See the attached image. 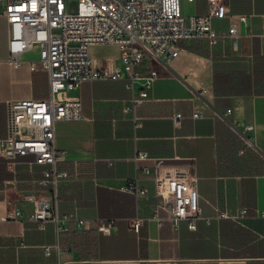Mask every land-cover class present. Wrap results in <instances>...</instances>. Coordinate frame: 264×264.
Returning a JSON list of instances; mask_svg holds the SVG:
<instances>
[{
    "label": "crops",
    "instance_id": "0c3cea01",
    "mask_svg": "<svg viewBox=\"0 0 264 264\" xmlns=\"http://www.w3.org/2000/svg\"><path fill=\"white\" fill-rule=\"evenodd\" d=\"M181 7L189 18L206 12L208 0H181ZM212 24H236L237 42L181 39L178 54L167 67L157 64L149 94L130 110L126 78L84 80L68 90L81 99L83 117L55 121L54 143L63 150L57 166L70 173L57 185V209L84 223L40 224L26 195L45 194L44 164L32 152L11 163L0 154V264H264V0H229L227 13L214 15ZM7 37L2 10L0 137L7 133V100L50 93L46 69L29 64L36 49L15 63ZM101 47L116 53L101 56ZM89 53L100 66L119 63L116 44H91ZM149 65L145 57L138 67L146 72ZM196 108L202 116L192 115ZM137 149L147 156L136 160ZM175 170L196 176L203 216L194 228L186 218L174 223L163 207L154 214L161 200L156 174ZM134 177L145 194L122 188ZM103 219L112 220L109 231L100 228Z\"/></svg>",
    "mask_w": 264,
    "mask_h": 264
},
{
    "label": "built area",
    "instance_id": "2783aa9c",
    "mask_svg": "<svg viewBox=\"0 0 264 264\" xmlns=\"http://www.w3.org/2000/svg\"><path fill=\"white\" fill-rule=\"evenodd\" d=\"M7 20V47L11 59L18 63L21 55L31 49L37 54L29 61L32 69L41 66L49 77L50 93L47 97H21L7 100V133L0 137V154L11 163L20 154L34 153V161L44 164L39 181L45 186V194L33 192L26 196L33 202L32 217L40 224L54 220L60 229L70 220L84 223L85 219L72 213L60 215L57 209V185L67 178V169L58 168L57 160L63 150L55 146V121L83 117L82 101L68 94V90L84 80L97 78H126L132 87L130 110L159 75L157 64L169 65L178 54L181 39L206 38L217 43L226 37L237 42L236 24L227 29H216L214 15L229 10V0H208V10L191 14L186 22L181 0H0ZM241 14L240 19L246 20ZM116 44L119 47V63L112 67L98 65L89 53L91 44ZM147 57L150 65L142 72L138 65ZM141 81L134 84L135 79ZM193 116H202L196 108ZM182 113L176 111L173 118L180 121ZM134 127L141 125L133 118ZM147 151L137 149L134 158L147 156ZM158 165V164H157ZM147 170V168H146ZM196 176L186 170L156 174V193L161 197L159 207L174 223L188 219L191 228L202 217V207L197 201ZM136 195L145 194L148 188L137 177L122 186ZM16 214H20L17 209ZM245 212L243 209L242 213ZM141 217L132 222L138 229ZM111 219H103L100 228L109 231ZM50 245L46 246V250Z\"/></svg>",
    "mask_w": 264,
    "mask_h": 264
},
{
    "label": "rangeland",
    "instance_id": "374dc122",
    "mask_svg": "<svg viewBox=\"0 0 264 264\" xmlns=\"http://www.w3.org/2000/svg\"><path fill=\"white\" fill-rule=\"evenodd\" d=\"M3 8H4V3L0 1V11H2ZM182 12H183V7H182ZM186 22H188V18H186ZM98 52L101 54V56L103 55L113 56L116 53V51L111 47H101L98 50Z\"/></svg>",
    "mask_w": 264,
    "mask_h": 264
}]
</instances>
